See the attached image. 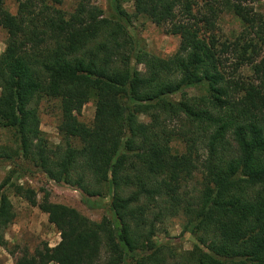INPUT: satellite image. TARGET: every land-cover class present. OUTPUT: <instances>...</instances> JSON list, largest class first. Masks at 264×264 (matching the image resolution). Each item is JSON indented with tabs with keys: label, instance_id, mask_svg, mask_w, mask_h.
Wrapping results in <instances>:
<instances>
[{
	"label": "trees",
	"instance_id": "trees-1",
	"mask_svg": "<svg viewBox=\"0 0 264 264\" xmlns=\"http://www.w3.org/2000/svg\"><path fill=\"white\" fill-rule=\"evenodd\" d=\"M5 1L0 0V26L8 35L0 55V131H11L14 153L54 183L89 197L110 194L112 213L93 222L49 202L46 194L37 203L35 193L25 189V199L47 214L60 240L54 247L20 252L14 264H128L141 241L152 253L132 259L134 264H154L155 224L180 209L189 216L186 231L202 230L217 239L207 247L198 237L189 264H264V23L219 44L214 32L204 35L214 29L215 9L200 23L189 21L196 0H132L133 15L114 3L104 14L91 0H79L71 14L57 8L64 0H23L11 15L3 9ZM225 6L246 18L239 4ZM139 15L168 24V33L180 38L172 57L145 49L130 23ZM224 54L237 67L250 66L251 78L227 77ZM189 87L205 94L172 100ZM40 100L59 108L63 149H48L39 132L31 106ZM89 101L94 117L88 125L75 113ZM180 116L179 129L171 123ZM174 139L188 143L185 150H173ZM194 174L200 177L198 193L186 200L178 188ZM6 183L0 184L3 248L5 229L15 218L3 192ZM232 246L235 256L228 251Z\"/></svg>",
	"mask_w": 264,
	"mask_h": 264
},
{
	"label": "rangeland",
	"instance_id": "rangeland-1",
	"mask_svg": "<svg viewBox=\"0 0 264 264\" xmlns=\"http://www.w3.org/2000/svg\"><path fill=\"white\" fill-rule=\"evenodd\" d=\"M20 1L23 0H6L3 9L11 15H16ZM226 1L231 4H239V10L246 18L237 17L233 8L228 11L225 6ZM78 2L79 0H64L62 5L57 6V8L71 14L75 11ZM111 3L117 4L126 13L134 14L132 0H91V5L103 11L104 14L109 12ZM209 8L215 9L218 16L214 23V29L212 31L209 29L204 35L208 36L214 32L219 44L232 42L250 25L256 27L264 23V0H246L242 3L234 2V0H196L195 5L192 6V16L189 17V21L200 23L202 17L209 13ZM175 13L177 20H181L183 15L179 9ZM131 19L130 23L134 33L138 39H141L142 45L150 54L159 58H169L175 54L180 38L168 33V24L158 26L140 15L132 16ZM7 36V32L0 26V55L6 49ZM250 37H252L251 34ZM261 55L262 53L253 54L252 60H258ZM249 57L251 58V56ZM223 58L227 60L224 70L227 77L241 80L251 78L250 66L240 65L237 67L236 60L232 59L230 55L224 54ZM139 69L144 70L141 66ZM200 94H205V91L198 87H189L171 98L173 101H180L185 98H196ZM31 107L37 110L39 132L48 149H63L64 139L58 130L60 112L57 104L48 100H40L33 102ZM75 115L80 122L89 125L94 117L93 101L86 103L81 111ZM183 118L180 116V119L175 120L171 125L180 129ZM139 120L149 123L147 116H140ZM186 128L188 129L187 126L183 129ZM186 144L182 140L174 139L171 142V147L177 152H182L185 150ZM16 147L13 133L1 129L0 152L3 151L2 148L5 149L8 157L0 154V184L5 180L7 182L3 192L9 199L15 218L5 229L7 246L6 248L0 247V264H14L20 252L32 253L43 244L54 247L60 240L58 231L48 222L47 214L43 213L37 206H31L25 199V189H31L35 193L37 203H41L46 194L49 202L73 208L90 221L99 222L103 217L111 218L110 194L106 193L103 197H89L70 185L56 184L28 160L15 154ZM199 181L200 177L194 174L192 179L180 185L178 188L179 196L181 193L182 197L190 200L198 193ZM127 194L128 192H126ZM162 207L167 206L162 204ZM149 218L154 220L153 215H149ZM188 219L189 216H185L183 209H180L175 215L166 214L160 222L155 224V231L151 240L159 250H157L158 261L154 264H189L190 252L193 251L194 245L198 244V237L205 240L207 247L211 246L210 242H216L217 239L212 234H206L202 230L196 231L195 234L186 231ZM233 249L236 250L232 246L228 251L235 256L236 252ZM203 251H206V247L203 248ZM151 253L152 250L147 249L145 242L141 241L140 248L131 253L126 262L134 264L132 259L145 258ZM231 259L236 260L235 257Z\"/></svg>",
	"mask_w": 264,
	"mask_h": 264
}]
</instances>
